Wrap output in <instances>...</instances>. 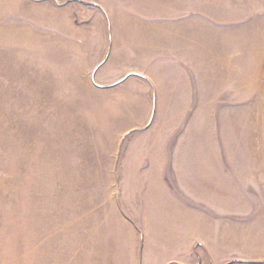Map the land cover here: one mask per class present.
<instances>
[{"label": "rangeland", "instance_id": "1", "mask_svg": "<svg viewBox=\"0 0 264 264\" xmlns=\"http://www.w3.org/2000/svg\"><path fill=\"white\" fill-rule=\"evenodd\" d=\"M172 11L232 99L94 85L90 53L172 42ZM172 235L264 264V0H0V264H153Z\"/></svg>", "mask_w": 264, "mask_h": 264}, {"label": "crops", "instance_id": "2", "mask_svg": "<svg viewBox=\"0 0 264 264\" xmlns=\"http://www.w3.org/2000/svg\"><path fill=\"white\" fill-rule=\"evenodd\" d=\"M167 16L176 18V20L180 18L184 20L185 17V15L177 16L174 11H172V14L168 12L164 17ZM182 20L176 21L177 28L171 29L169 32L158 30V33L161 32L170 36L174 43L172 41L164 45L146 46L130 42L125 45H111L108 54H105L104 50H99L95 54L90 53L86 60H91L87 65L94 67L92 72L94 85L104 89L128 86L135 83L143 86L146 84L152 90V95H147V97L156 100L174 98V93H177L185 100L195 97L201 98L205 100L201 105L202 110L208 108L207 105L214 102H208V99L216 100V98H220V90H217L218 86L222 89L224 85L226 90H230V93L226 96L232 99L233 81L231 79L222 80L216 75L217 66L222 64L221 55L215 50L208 51L205 43H202L201 40L192 42L186 38L185 36L189 34L190 27H185L187 24L185 25V21ZM137 29L135 26L131 34L135 35ZM123 33L126 32L123 31ZM109 34L111 35V30ZM177 40H180V43ZM109 66H153V78L148 76L149 73L134 69L113 73L108 70ZM235 89L236 92V83ZM189 111H191V108H189ZM181 113H186V110L181 111ZM155 239L163 244L168 252L157 254V257L153 258V264H192L182 237L178 235L158 236ZM200 264H206V262ZM208 264H210L209 261Z\"/></svg>", "mask_w": 264, "mask_h": 264}]
</instances>
